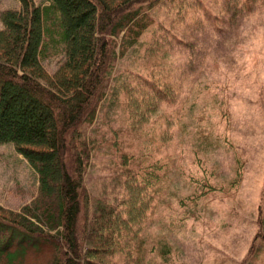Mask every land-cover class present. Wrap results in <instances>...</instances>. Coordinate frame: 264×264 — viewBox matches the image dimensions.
<instances>
[{"label": "rangeland", "instance_id": "1", "mask_svg": "<svg viewBox=\"0 0 264 264\" xmlns=\"http://www.w3.org/2000/svg\"><path fill=\"white\" fill-rule=\"evenodd\" d=\"M19 6L0 0V13ZM150 14L158 22L115 63L86 131L87 191L140 219L148 262L161 264L163 242L171 264H264V0H163ZM63 47L62 37L43 45L46 69ZM118 152L136 158L126 180ZM153 162L157 180L143 187ZM36 187L26 160L0 144V205L18 208Z\"/></svg>", "mask_w": 264, "mask_h": 264}, {"label": "trees", "instance_id": "2", "mask_svg": "<svg viewBox=\"0 0 264 264\" xmlns=\"http://www.w3.org/2000/svg\"><path fill=\"white\" fill-rule=\"evenodd\" d=\"M18 1L19 8L0 13V144L26 160L37 187L18 208L0 205V264H153L137 233L140 219L92 199L84 177L95 150L86 131L115 63L156 25L150 11L163 0H47L45 9ZM56 37L63 58L51 72L42 48ZM118 157L115 173L126 180L136 158ZM156 168L148 166L140 185L155 184ZM161 245L162 262L171 264L170 248Z\"/></svg>", "mask_w": 264, "mask_h": 264}]
</instances>
